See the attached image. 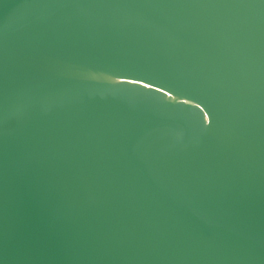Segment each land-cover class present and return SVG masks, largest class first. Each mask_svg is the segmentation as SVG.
Returning <instances> with one entry per match:
<instances>
[{
    "label": "water",
    "instance_id": "obj_1",
    "mask_svg": "<svg viewBox=\"0 0 264 264\" xmlns=\"http://www.w3.org/2000/svg\"><path fill=\"white\" fill-rule=\"evenodd\" d=\"M0 264H264V0H0Z\"/></svg>",
    "mask_w": 264,
    "mask_h": 264
}]
</instances>
